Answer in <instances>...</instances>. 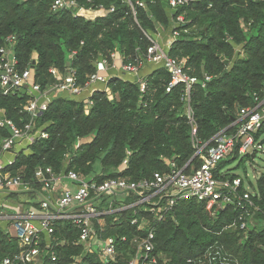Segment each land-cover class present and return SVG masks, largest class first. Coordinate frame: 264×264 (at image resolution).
<instances>
[{
    "label": "trees",
    "instance_id": "16d2710c",
    "mask_svg": "<svg viewBox=\"0 0 264 264\" xmlns=\"http://www.w3.org/2000/svg\"><path fill=\"white\" fill-rule=\"evenodd\" d=\"M52 1L0 0V47L6 45L7 36L16 35L19 67H33L35 81L43 91L55 82L51 67L63 72L75 67L84 84L98 59L118 51L125 61H135L151 44L146 33H157L158 26L172 32L176 17L184 15L186 22L179 25L182 34L168 53L184 60L186 72L199 79L189 100L195 138L205 143L222 129L235 131L232 124L239 110L254 106L256 95L264 97V0H198L176 9L169 6L168 0H139L142 6L132 0L137 22L130 5L121 0H94L106 7L115 6L113 13L95 21L74 17L67 11H53ZM73 51L76 53L71 56ZM204 73L211 75L205 85ZM170 81L171 73L161 63L147 76L144 92L139 82L111 77L107 90L93 91V105L88 111L84 96L74 99L59 94L53 98L35 119L38 127L45 126L49 137L37 138L11 167L15 172L20 170L30 183L32 190L25 193L33 206L39 207L41 183L35 171L41 166H51L56 174L74 169L85 178L103 181L150 177L155 171L167 170L170 160L179 166L189 161L197 165L185 84L167 91ZM28 100L25 89L5 95L0 87V118L12 119L23 127L31 118ZM263 134L264 125L257 137ZM10 135L9 127H0V144ZM247 157L252 155L241 156L237 149L232 158L218 163L215 176L234 177L226 166ZM250 185L260 210L254 212L253 221L245 229L240 228V216L244 214L243 219L248 220L247 213L234 204L216 208L212 214L204 202H179L155 226L157 264H192L189 258L202 256L210 247L235 259L236 264H264V172L257 174ZM12 196L16 198L17 194ZM117 215L105 214L95 221L101 238L128 237L118 241L115 259L103 261L98 252L76 245L78 227L70 220H61L54 235L67 243L55 248L56 260L42 253L39 264H129L137 254L132 238L135 234L145 235L146 230L138 231L130 224L132 209L120 213V224L113 223ZM19 249L13 232L0 221V260Z\"/></svg>",
    "mask_w": 264,
    "mask_h": 264
},
{
    "label": "built area",
    "instance_id": "2783aa9c",
    "mask_svg": "<svg viewBox=\"0 0 264 264\" xmlns=\"http://www.w3.org/2000/svg\"><path fill=\"white\" fill-rule=\"evenodd\" d=\"M130 5L136 18V8L132 0H121ZM198 0H168L169 6L176 9L189 5ZM89 3V4H87ZM53 0V11L71 12L74 17H83L95 21L115 11V6L106 7L102 2L94 0ZM142 6L141 1H136ZM173 18V15H172ZM186 22L184 15H178L174 21V30L162 44L158 38L151 37V44L145 54H140L135 61H125V57L118 51L110 56H103L96 61L95 70L90 73L84 84L79 81L78 71L75 67H67L63 72L57 67H51L49 72L55 79L54 84L47 90H42L35 81L34 68L29 66L20 68V59L16 53V35L6 37V45L0 47V87L3 94H14L25 89L28 96L27 110L31 118L23 127L18 126L12 119L0 118V127H9L11 135L5 137L0 144V190L7 193H22L31 191L30 183L24 180L22 173L11 169L15 165L19 151L18 146L28 150L29 145L37 138H48L49 133L45 126H37L36 118L44 112L48 103L60 92L69 94H83L85 108L88 111L93 105L91 95L95 88L93 85L103 83V90L108 89L111 77L109 71L117 69L133 81L139 82L141 90H147V76L139 75L142 66L149 62L163 64L171 73V81L167 91L175 86L185 84L186 100H188L187 115L193 125V146L196 150L194 157L199 163L194 165L191 161L179 166L175 160H170L168 169L155 171L150 177L131 180L126 177H112L103 181L94 178H85L74 169H67L56 174L51 166H41L35 171L41 189L38 193V208H30L24 212L8 215L0 213V221H7V227L13 228L14 235L19 244V251L0 260V264H39L41 254L50 255L53 260L57 258L56 247L65 246L67 240L54 235L55 226L61 220H70L78 227L79 234L74 238L76 245H83L89 251L98 252L103 261L115 259L118 250V241H126V235H114L101 238L95 229V221L105 214L118 213L113 223L122 222L120 213L132 209L133 216L130 224L136 226L138 231L146 230L145 235L135 234L132 241L135 243L137 254L129 264H157L158 256L154 253L156 229L155 226L164 220L179 202L183 200H197L204 202L210 213L216 208H224L230 204L236 205L240 210L246 211L248 220L240 216V228H247L249 221L260 207L255 204L253 189L239 174L234 177L218 178L214 174L218 163L232 156L238 149L241 156L251 154L264 148V144L257 137L258 131L264 125V97L256 95L257 103L254 106L243 107L232 125L235 131L222 129L211 140L202 143L195 138L194 117L189 105L190 93L193 86L199 81L198 77L185 70V61L171 57L168 50L176 42L182 30L179 25ZM183 31H187L186 29ZM76 51L72 52L73 56ZM120 77V76H119ZM211 80V75L204 73L203 85ZM12 152L7 161L3 158ZM127 160L124 161V164ZM225 172H222V175ZM123 198V200H118ZM1 206V205H0ZM210 247L202 256L189 258L192 264H236L237 261L221 255L219 249ZM47 249L48 251H45ZM215 249V250H214Z\"/></svg>",
    "mask_w": 264,
    "mask_h": 264
},
{
    "label": "crops",
    "instance_id": "0c3cea01",
    "mask_svg": "<svg viewBox=\"0 0 264 264\" xmlns=\"http://www.w3.org/2000/svg\"><path fill=\"white\" fill-rule=\"evenodd\" d=\"M158 32L157 33H155V34H153V33H151V34H149L151 37H153V38H158V40L163 44L165 41H166V39L170 36V33L171 32H168V31H166V30H164V29H162L161 28V26H158ZM155 63H149V62H147V63H145L143 66H142V68H141V70H140V73H139V75H141V76H148L150 73H152L154 70H155V68L158 66V64H155L156 65V67H154V68H152V65H154ZM109 74L110 75H118V76H123V77H125V78H127V79H131V80H133L134 78L132 77V76H127V75H125L124 73H122V72H120L119 70H117V69H112V70H110L109 71ZM103 83H100V84H95V85H93V87H92V89L93 88H99V89H102L103 88ZM88 92V91H87ZM89 93V92H88ZM1 112V111H0ZM18 150L19 151V154L22 152V151H27L26 149H23L22 148V150H20L21 149V146H18L17 148H15V150ZM16 150V151H17ZM12 152H10V153H7L6 154V156L3 158V160L4 161H7L9 158H11L12 157V154H11ZM12 194H14V193H7V192H4V191H1L0 190V213L1 212H3V213H6V214H8V215H11V214H15V213H17V212H19L17 209L18 208H20L21 206H22V208H23V210L24 211H26V210H28V209H30V208H33L34 206H33V201L31 200V199H29V198H27V193H16L17 194V197L16 198H14L13 196H12ZM11 202H15L16 204H17V209H9L8 208V204L9 203H11ZM32 203V204H31ZM20 205V206H19ZM35 208V207H34ZM23 211V212H24ZM2 223L3 224H5V225H7V221H2ZM8 229H9V227H8ZM10 231H12L13 232V234H14V230H13V228L12 227H10Z\"/></svg>",
    "mask_w": 264,
    "mask_h": 264
},
{
    "label": "rangeland",
    "instance_id": "374dc122",
    "mask_svg": "<svg viewBox=\"0 0 264 264\" xmlns=\"http://www.w3.org/2000/svg\"><path fill=\"white\" fill-rule=\"evenodd\" d=\"M156 67V65H152V68ZM69 96L74 99H79L83 96H88V92H84L83 94H69L65 92H60V95ZM264 138V134L260 137V140ZM252 157H247L244 161H240L239 159L232 160L228 163L225 170H228L231 174H239L245 180V186L248 185V182H255L257 174L264 172V148L251 153ZM228 158H232L229 156ZM224 170V171H225ZM118 200H123V198H118ZM20 206V205H19ZM9 209H17V204L15 202H11L8 204ZM19 212H23L22 206L17 209Z\"/></svg>",
    "mask_w": 264,
    "mask_h": 264
},
{
    "label": "water",
    "instance_id": "95a60500",
    "mask_svg": "<svg viewBox=\"0 0 264 264\" xmlns=\"http://www.w3.org/2000/svg\"><path fill=\"white\" fill-rule=\"evenodd\" d=\"M261 142L264 144V138H262Z\"/></svg>",
    "mask_w": 264,
    "mask_h": 264
}]
</instances>
